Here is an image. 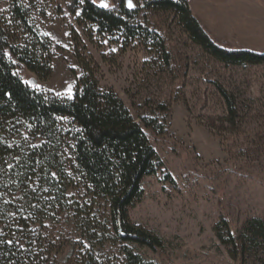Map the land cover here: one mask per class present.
<instances>
[{
  "label": "rangeland",
  "instance_id": "obj_1",
  "mask_svg": "<svg viewBox=\"0 0 264 264\" xmlns=\"http://www.w3.org/2000/svg\"><path fill=\"white\" fill-rule=\"evenodd\" d=\"M93 1L114 7L118 0ZM146 1L131 0L134 22L163 39L167 59L152 42L97 34L80 22L81 10L71 12L73 0H18L37 32L52 42V72L43 80L16 60L14 72L38 92L72 99L83 72L80 55L92 63L100 90L118 95L141 123L163 167L143 179V198L129 217L161 237L165 247L139 249L140 254L158 264H241L214 228L224 219L236 234L247 220H264V65L216 61L189 39L172 13L147 10ZM185 1L217 45L264 54V0ZM12 10L11 0H0V26L15 31ZM215 84L235 98L234 126L226 122ZM142 117L162 123L164 132L145 128ZM44 232L57 253L50 264H78L72 249L78 236L66 216Z\"/></svg>",
  "mask_w": 264,
  "mask_h": 264
},
{
  "label": "trees",
  "instance_id": "obj_2",
  "mask_svg": "<svg viewBox=\"0 0 264 264\" xmlns=\"http://www.w3.org/2000/svg\"><path fill=\"white\" fill-rule=\"evenodd\" d=\"M11 3L15 31L0 26V264L54 263L55 246L44 231L63 216L78 236L72 248L78 264H158L139 249L162 250L164 240L129 217V209L143 198V179L163 167L144 128L118 95L100 90L92 63L80 55L83 72L72 99L48 96L24 83L13 61L46 80L52 42L37 32L18 0ZM114 4L105 8L93 0H73L70 10H81L80 22L97 34L152 42L167 59L163 39L135 23L136 13L123 1ZM145 8L172 13L189 39L222 64L264 65V54L217 45L185 0H148ZM214 87L224 101L226 122L234 126V96L220 84ZM141 121L164 132L156 119ZM214 232L232 259L264 264L263 219L247 220L236 234L222 219Z\"/></svg>",
  "mask_w": 264,
  "mask_h": 264
},
{
  "label": "snow or ice",
  "instance_id": "obj_3",
  "mask_svg": "<svg viewBox=\"0 0 264 264\" xmlns=\"http://www.w3.org/2000/svg\"><path fill=\"white\" fill-rule=\"evenodd\" d=\"M101 6L105 7V8L108 7V5L106 3H102ZM129 7H132L131 0H129Z\"/></svg>",
  "mask_w": 264,
  "mask_h": 264
},
{
  "label": "water",
  "instance_id": "obj_4",
  "mask_svg": "<svg viewBox=\"0 0 264 264\" xmlns=\"http://www.w3.org/2000/svg\"><path fill=\"white\" fill-rule=\"evenodd\" d=\"M127 6L129 7V2H127ZM131 9V7H129Z\"/></svg>",
  "mask_w": 264,
  "mask_h": 264
}]
</instances>
